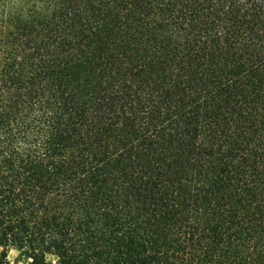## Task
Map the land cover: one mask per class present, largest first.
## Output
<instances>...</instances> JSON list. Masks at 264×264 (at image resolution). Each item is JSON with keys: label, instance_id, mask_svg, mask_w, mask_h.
I'll use <instances>...</instances> for the list:
<instances>
[{"label": "trees", "instance_id": "16d2710c", "mask_svg": "<svg viewBox=\"0 0 264 264\" xmlns=\"http://www.w3.org/2000/svg\"><path fill=\"white\" fill-rule=\"evenodd\" d=\"M0 247L264 264V0H0Z\"/></svg>", "mask_w": 264, "mask_h": 264}, {"label": "rangeland", "instance_id": "374dc122", "mask_svg": "<svg viewBox=\"0 0 264 264\" xmlns=\"http://www.w3.org/2000/svg\"><path fill=\"white\" fill-rule=\"evenodd\" d=\"M0 250H1V247H0ZM46 260L48 262L53 263L55 262L56 257L52 255H47ZM0 264H32V263H31L30 258L19 255L16 249H11L8 252L7 258L0 261Z\"/></svg>", "mask_w": 264, "mask_h": 264}]
</instances>
